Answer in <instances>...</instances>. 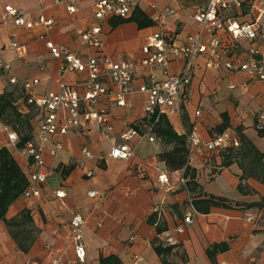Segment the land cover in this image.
Returning <instances> with one entry per match:
<instances>
[{"label":"crops","instance_id":"crops-1","mask_svg":"<svg viewBox=\"0 0 264 264\" xmlns=\"http://www.w3.org/2000/svg\"><path fill=\"white\" fill-rule=\"evenodd\" d=\"M204 2L135 0L128 18L98 20L94 0L76 2L74 13L63 0H0V62L10 64L9 69L0 68V94L12 78L28 99L59 92L62 83L84 94L86 73L62 71L61 59L52 55L48 41L62 53H78L83 59L99 54L134 65V90L125 94L124 105L117 101L119 87L111 84L110 92L94 104L83 103L78 129L53 136L62 142L61 149L51 154L53 144H47L48 180L40 197L27 198L20 191L29 183L30 162L9 141V132H18L0 119V264H102V257H115L121 264H264V119L259 116L264 81L244 70L227 69L225 56L237 60L232 53H222L211 65L207 55H200L181 112L163 114L159 123L146 111L147 94L139 91L140 85L164 78L160 67L150 70L141 64L145 37L161 29L159 13L174 9L165 30L170 42L180 45L197 31L194 12ZM7 5L30 19L42 14L53 24L15 25L5 19ZM234 11L240 21L252 20L245 4ZM95 25L101 27V49L84 44L79 36ZM184 64L185 59L174 58L170 71L178 73ZM33 78L39 83L25 89L23 83ZM28 99L19 96L14 105L20 113L34 112L33 137L40 114ZM91 109L104 110L107 123L90 119ZM165 127L186 139L183 167L167 163L164 153L177 141L159 133L158 128ZM130 128L137 130L129 140L134 154L127 160L112 157V147ZM193 130L204 140L228 130L241 145L221 153L191 151L187 136ZM161 172L168 183L159 180ZM57 190L65 195L57 197ZM90 190L104 196L91 197ZM193 210V221L184 223ZM76 211L88 216L85 262L78 260L71 240ZM251 213L254 221L246 218ZM180 225L183 232L176 230ZM169 236L176 242H168Z\"/></svg>","mask_w":264,"mask_h":264},{"label":"built area","instance_id":"built-area-1","mask_svg":"<svg viewBox=\"0 0 264 264\" xmlns=\"http://www.w3.org/2000/svg\"><path fill=\"white\" fill-rule=\"evenodd\" d=\"M63 1L66 2L68 11L74 13L77 11L76 2L81 0ZM134 2L135 0H94V16L98 20L108 17L128 18ZM244 4L252 14L251 21H240L236 17L234 10L243 7ZM5 11V19L12 20L18 26L31 28L42 24L49 27L53 24L52 19H46L42 14L37 19H30L26 13L19 11L13 5L5 6ZM173 13L174 9L170 7H166L159 13L161 29L145 37L146 56L141 60V64L146 68L153 70L160 67L164 74L161 80L139 86V91L147 94L146 111L155 116L154 123H157L163 114L181 112L180 102L189 92L196 60L200 55H207V65H211L221 60L222 53H232L236 55L237 60L231 55L225 56L224 63L227 69L244 70L252 78L264 81V0H205L203 4L195 8L194 20L198 23L197 31L180 45L172 44L165 30L166 20ZM205 28H208L207 42L204 41ZM100 31L101 27L95 25L89 30L80 31L79 36L84 44L101 49ZM13 44L18 46L16 41ZM47 45L52 50V55L61 59L62 71L84 72L87 79L83 95L62 83V90L59 92L50 91L28 99L38 109L40 121L35 135L22 146L19 145V135L15 131L9 132L10 143L30 162L29 183L23 192L27 198L42 195V186L48 180L45 159L47 144H53L50 148L51 154H55L63 147L62 142L54 141L52 138L55 134H67L81 126L83 103L94 104L100 96L108 94L110 85L114 84L120 89L117 93L118 104L124 105L125 94L134 90V65L132 63L116 61L107 55L99 54L83 59L78 53H62L52 41H48ZM244 53L245 57L239 58ZM174 58L185 59V64L178 73L170 71V62ZM0 68L9 69L10 64L0 62ZM39 81V78H33L24 82L23 87L29 90ZM11 82L16 83V79L12 78ZM199 114L200 111H197V115ZM88 116L99 125L106 124L108 121L104 110L91 109ZM259 116L264 119V109ZM136 134L137 130L132 128L122 133V142L112 147L110 155L124 160L129 159L134 154V147L130 145L129 140ZM149 139L155 141L153 135H150ZM187 142L191 151L208 153H221L241 145L240 138L228 130L213 135L209 140H204L196 130H193L187 136ZM84 153L86 156L90 155L87 149ZM159 180L162 183H168L167 174L161 172ZM64 195L63 190H57V197ZM89 195L101 198L104 192L90 190ZM158 209L157 206L154 208L155 211ZM195 213L196 210H193L186 214L184 223H191ZM87 217L84 213L76 211L71 220V240L80 262L86 260L84 227ZM246 218L254 221L256 215L251 213ZM176 230L183 232L184 227L177 226ZM167 240L170 243L176 242L173 236H169Z\"/></svg>","mask_w":264,"mask_h":264},{"label":"trees","instance_id":"trees-1","mask_svg":"<svg viewBox=\"0 0 264 264\" xmlns=\"http://www.w3.org/2000/svg\"><path fill=\"white\" fill-rule=\"evenodd\" d=\"M15 85V86H14ZM18 84L9 83V86L6 87L4 92L0 94V119L1 120H7L9 123L12 124L13 128L18 132L20 137V143L19 145L22 146L26 141L30 140L32 138V118L34 117V112L31 110V112L28 113H20L18 112L16 106L14 105V102L16 101V98L19 96L25 97V99H28V95L22 90H20ZM24 90V88H23ZM33 105V104H32ZM162 117V116H161ZM160 117L158 123L162 118ZM152 120H155V116H152ZM159 133L162 135H166L167 137H170L177 141L176 146L169 152L164 153L165 158L167 159V163L176 166V167H183L187 160H186V148H185V137L183 135H178L176 132H173L169 127H165L164 129L158 128ZM229 151H233L232 149ZM2 152H5L2 150ZM227 163H230L228 160ZM7 172L9 169H6ZM27 184L20 189V191L23 193L25 190ZM102 264H121L118 259L115 257L112 258H101ZM170 264V263H165Z\"/></svg>","mask_w":264,"mask_h":264},{"label":"rangeland","instance_id":"rangeland-1","mask_svg":"<svg viewBox=\"0 0 264 264\" xmlns=\"http://www.w3.org/2000/svg\"><path fill=\"white\" fill-rule=\"evenodd\" d=\"M250 17H251V19H252L251 14H250ZM207 32H208V28H205V36H206Z\"/></svg>","mask_w":264,"mask_h":264}]
</instances>
